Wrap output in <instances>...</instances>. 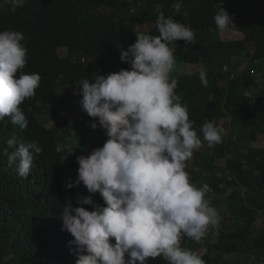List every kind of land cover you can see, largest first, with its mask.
<instances>
[{
  "label": "trees",
  "instance_id": "obj_1",
  "mask_svg": "<svg viewBox=\"0 0 264 264\" xmlns=\"http://www.w3.org/2000/svg\"><path fill=\"white\" fill-rule=\"evenodd\" d=\"M176 2L26 0L22 8L13 12L10 5L0 0V31L12 29L26 33L29 66L34 71H22L41 76L35 98L23 103L30 119L29 128L18 136L38 138L37 142L43 145L54 135V130L44 124V118H50L52 113L48 103L60 99V90L67 93V88L77 86L79 91L84 79L92 82L99 75L130 70L131 64L118 61L117 57L121 56V49L127 50L136 42V32L160 35L156 28L159 7L166 16L195 33L196 44L178 40L174 55L176 63L201 64L202 70L173 78L177 81L175 91L187 105L190 120L195 122L194 129L201 139L200 128L206 121H215L224 130L227 125L239 130L237 134L222 137V143L214 148L210 149L207 143L202 145L187 161L191 181L198 187L209 185L206 198L219 211L220 227L218 231L210 228L201 242L184 237L181 245L197 251L205 264H235L227 261L230 255H244L245 260L255 257L256 262H263L264 225L257 226L256 221L262 215L264 222V0H223L236 26L224 32L214 22L220 0H183L179 13L172 8ZM32 15H37V20ZM60 48H68L66 57L59 55ZM234 58L247 60L242 73H234L240 62L230 68ZM201 71L207 74V87L199 80ZM249 87L255 90V95L246 98L244 93ZM40 109L44 113L38 120ZM96 119L82 110L60 115L55 132L75 126L81 134L74 147L76 155L86 156L108 139L97 128L90 127ZM4 121L0 120V124ZM14 131L10 125L0 127V264H73L76 257L71 249L75 246L68 242L74 237L61 230L59 218L65 205L92 210L91 205L77 204L80 196H88L86 188L81 184L66 187L67 183H74L68 178L74 155L67 157L69 149L57 154L55 139L35 157L36 170L53 175L46 193L57 217L51 228L29 225L24 223L21 206L38 197L41 187L30 178L18 180L7 167L5 141ZM78 168L77 162L76 172ZM74 192L78 195L76 199L71 197ZM147 264L168 262L157 257L149 259Z\"/></svg>",
  "mask_w": 264,
  "mask_h": 264
},
{
  "label": "clouds",
  "instance_id": "obj_2",
  "mask_svg": "<svg viewBox=\"0 0 264 264\" xmlns=\"http://www.w3.org/2000/svg\"><path fill=\"white\" fill-rule=\"evenodd\" d=\"M4 3L15 12L26 0H4ZM182 3L183 0H177L172 5L176 13ZM217 8L214 16L217 29L224 32L236 27L223 0L217 3ZM157 11L156 28L160 35L136 32V42L127 50L121 49V56L117 57L118 61L129 62L130 70L99 75L92 82L84 79L79 91L77 86H70L67 93L60 90V99L48 103L52 113L50 118H44V124L54 130V135L48 142H41L43 145L37 142L38 138L18 136L30 125L23 103L35 98L41 82L38 73L22 71H34L29 66L27 35L23 30L0 31V120H5L0 127L15 128L5 141L7 167L18 180L30 178L41 187L38 197L21 206L24 223L46 229L54 225L57 217L46 193L53 175L37 171L34 160L55 139L57 154L69 149L67 157L74 155L68 177L74 183H67L66 187L81 184L88 190V196L78 198L74 192L71 197L78 198L79 205H91L92 210L65 205L59 218L61 230L74 237L68 242L75 246L71 249L76 257L73 264H147L157 257L168 264H205L197 251L182 247L181 241L189 237L201 242L210 228L218 231L220 227L219 211L206 198L209 185L194 184L186 167L203 142L210 149L222 143L224 128L215 121H206L200 128L202 139L194 129L195 122L190 120L187 105L175 91L177 81L171 73L176 66L175 42L196 44L195 33L166 16L159 7ZM32 18L37 20V15ZM62 49L58 53L66 57ZM226 69L230 70L228 66ZM199 80L204 87L208 86L206 72L199 73ZM254 95L251 87L244 93L246 98ZM59 103L62 107H58ZM43 109L37 113L38 120L43 117ZM74 110L97 118L90 127L104 129L103 134L108 137L102 147L86 156L76 155L74 147L81 134L75 126L55 132L60 115L68 116ZM72 131L76 133L71 134Z\"/></svg>",
  "mask_w": 264,
  "mask_h": 264
},
{
  "label": "rangeland",
  "instance_id": "obj_3",
  "mask_svg": "<svg viewBox=\"0 0 264 264\" xmlns=\"http://www.w3.org/2000/svg\"><path fill=\"white\" fill-rule=\"evenodd\" d=\"M61 53L63 55H66L67 50L64 48V49H62ZM239 62H240V65H238ZM247 63H248L247 60L244 58H241V59L234 58L232 66H230V68L236 67L238 65V67H236L237 70L234 73L235 74L242 73L244 71V69L246 68ZM201 69H202L201 64H187V63L179 62V63H176L175 70L171 73V77H176V76L183 75L186 73H192L195 70L199 71ZM75 92H76V90H75V88H73L71 90V93L74 94ZM62 93H64V92H62ZM58 107H62V104L59 103ZM58 111L60 112L61 110H58ZM74 112H75V110H74ZM97 130L100 133H103L105 131L104 129H102L100 127H97ZM235 132L237 133V132H239V130L237 128L236 129L231 128V126L227 125L224 132L222 133V137H229L230 134H236ZM73 133H76V132L72 131L71 134H73ZM206 143H207L206 141L203 142V145ZM253 145L254 146H262V144H259V143H253ZM262 224L264 225V222L262 221V215H260L256 221V225L261 226ZM227 261L229 263L235 262V264H257L256 260L253 257H251L248 260H245L244 255H230L227 257Z\"/></svg>",
  "mask_w": 264,
  "mask_h": 264
}]
</instances>
